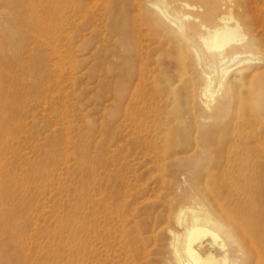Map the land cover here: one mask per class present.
<instances>
[{
  "label": "rangeland",
  "instance_id": "obj_1",
  "mask_svg": "<svg viewBox=\"0 0 264 264\" xmlns=\"http://www.w3.org/2000/svg\"><path fill=\"white\" fill-rule=\"evenodd\" d=\"M121 1L109 0L112 8L105 18ZM32 2L34 34L23 47L29 60H18V68L14 67L18 77L24 74L18 78L0 72L1 99H18L13 117L19 122V128L9 126L2 132L6 143L0 153L11 157L14 170L16 183L10 187V182L7 190L15 204L24 206L18 205L21 221L15 222L20 243L7 256L11 260L7 264H174L169 229L180 232L181 228L169 220L168 213L179 205L194 206L200 199L209 209L212 205L210 210L232 229L238 225L248 234L251 223L261 221V240L258 236L242 239L245 244L246 239L260 240L258 253L248 257L252 262L248 264H264V154L240 167L239 156L208 154L207 158L204 144L185 142L179 136L172 143L148 137L143 127L149 132L156 127L157 117L163 121L167 115L170 105L165 106L161 98V84L167 79L173 84L175 76L169 72L173 68L171 72H176V55L155 45L146 48L153 62L134 52L125 61L115 59L114 50L124 58L127 53L111 45L106 24L90 34L84 12L75 22L83 37L73 39L70 49L63 48L62 0ZM188 75H183L184 81ZM252 96L257 98L256 116L264 128V92ZM175 126L180 128V123ZM242 142L241 149L254 145ZM237 209L247 215L237 218ZM221 238L229 257L235 259L237 254L222 234Z\"/></svg>",
  "mask_w": 264,
  "mask_h": 264
},
{
  "label": "bare ground",
  "instance_id": "obj_2",
  "mask_svg": "<svg viewBox=\"0 0 264 264\" xmlns=\"http://www.w3.org/2000/svg\"><path fill=\"white\" fill-rule=\"evenodd\" d=\"M62 2L63 13L59 24L63 48L70 49L73 39L75 40L78 36L83 37L82 29L76 28L75 22L79 17L84 16V14L80 15L84 12L88 14L90 34L94 30L100 31L107 25L111 45L122 47L124 53L128 54L124 58L122 53L119 54L114 50L115 59L125 61L129 58V54L134 52L141 59L144 57L153 62L152 59L155 58H150L149 50L146 48L155 47V45L176 55L173 60L174 67L177 68L176 72L172 73L175 68L170 69L169 72L170 77L175 76L173 84H170L168 79L164 85L161 84V98L165 99V106L170 105L165 109L167 115L163 117L165 119L163 121L157 117L156 127L149 132L145 125L142 129L145 135L156 138L155 140L159 138L162 141H169V143L179 136L178 139H183L185 142L189 141L201 146L204 144L205 150H203L207 158L223 154L239 156L236 161L238 160L240 167L242 166L240 163L248 164L250 159H257L260 157L259 154H264V128L259 126L256 116L257 98L252 96L253 93L264 92V0H122L120 7L116 6V10L108 18L105 16L112 8L109 0H62ZM32 9V0H0V72L3 74L9 71V75L16 77L19 74V70L15 69L18 68L16 61L19 60L21 63L22 60L26 62L29 60V55L23 47L34 34L30 17ZM164 55L169 58L166 52ZM145 70H148L146 65ZM187 73L188 78L184 81L183 75ZM21 74L23 75L24 72L20 73V76ZM5 78L7 80L6 74ZM197 78L201 80L200 84L197 83ZM11 79L9 82L12 81ZM125 97L126 100L122 97L121 101L127 102V96ZM3 98L1 99L0 94V150L4 149L2 144L5 141L4 139L2 142V132L13 126L15 127L13 129L19 128L18 120L13 117L18 99ZM152 111L153 108L148 111V116H151ZM156 115L155 110L154 116ZM7 118L10 119L8 122ZM177 122L180 123V128L175 126ZM24 125L26 126V123ZM118 130L120 131V128ZM17 132L19 133L18 130ZM17 134L14 136L17 137ZM181 140L178 141L181 142ZM241 140L244 141L242 143L249 142L254 145L241 149V143H239ZM168 147L169 144L166 149ZM197 148L200 147H195L196 150ZM173 150H175L174 147ZM5 151L7 152V149ZM164 152L166 153L167 150ZM10 158L0 153V264L11 262L7 256L12 250L15 251L17 244L20 243L17 242L19 233L15 229L17 227L15 222L19 220L17 210L23 205L17 203L16 205L13 194L7 190L10 182V187L12 182L16 183L12 177L14 170ZM21 168L24 173L27 171L25 167L21 166ZM213 198L216 199L214 194ZM195 200L196 193L193 198V201ZM200 201L202 202L201 199ZM201 202H195L194 206L179 205L176 211L173 209L175 212H172L170 208L169 220H173V223L175 222L174 224L181 228L180 232L169 229V245L173 263H252L248 261V257L258 253L261 221L255 220L251 223L247 234L241 226L236 225V228L239 227L238 230L232 229L212 212V205L211 211L205 203ZM236 211L237 218L241 219L242 215H247L244 211L239 212L238 209ZM221 234L227 239L230 251L237 254L235 259L229 257V250ZM252 236L259 237L258 243L246 239L247 244H245L243 239ZM25 248H27L26 245Z\"/></svg>",
  "mask_w": 264,
  "mask_h": 264
}]
</instances>
